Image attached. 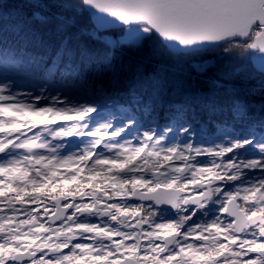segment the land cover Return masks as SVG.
I'll return each instance as SVG.
<instances>
[{
    "label": "snow or ice",
    "instance_id": "obj_1",
    "mask_svg": "<svg viewBox=\"0 0 264 264\" xmlns=\"http://www.w3.org/2000/svg\"><path fill=\"white\" fill-rule=\"evenodd\" d=\"M0 264H264V0H0Z\"/></svg>",
    "mask_w": 264,
    "mask_h": 264
}]
</instances>
